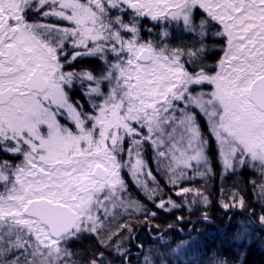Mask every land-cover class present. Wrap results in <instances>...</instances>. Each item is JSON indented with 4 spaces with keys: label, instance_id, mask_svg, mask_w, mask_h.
<instances>
[{
    "label": "snow or ice",
    "instance_id": "6c2138e0",
    "mask_svg": "<svg viewBox=\"0 0 264 264\" xmlns=\"http://www.w3.org/2000/svg\"><path fill=\"white\" fill-rule=\"evenodd\" d=\"M209 137L243 240L264 228V0H0V264H132L148 202L208 208ZM242 170L259 212L224 187Z\"/></svg>",
    "mask_w": 264,
    "mask_h": 264
},
{
    "label": "trees",
    "instance_id": "16d2710c",
    "mask_svg": "<svg viewBox=\"0 0 264 264\" xmlns=\"http://www.w3.org/2000/svg\"><path fill=\"white\" fill-rule=\"evenodd\" d=\"M144 155L147 156L146 152ZM145 159L153 171H155V164L148 157H145ZM210 162L212 164V161ZM212 166L216 174L211 176L207 182V192L210 194L209 198L211 201L207 209H204L202 206H200V209L197 208L198 206H194L191 211L186 207L174 209L176 217H183V219H178L172 215L167 216L165 211L155 208L151 202H148V207L152 211L157 212V216L150 220L155 225L154 230L156 234L168 229L169 225H173V227L177 226L184 233L187 231V229L185 230L187 226V220H185L187 215L185 214L189 212L194 218L191 221L188 220L190 222L188 227L194 223L193 229L197 231L195 232L194 241L192 240L194 235L190 237L194 245H190L185 251L181 249V254L179 255L181 264H215L218 259L226 260L227 264H264V228H261L258 223H253L248 237L243 240L235 238L237 222H247L248 215L239 209H229L226 212L220 206L219 199L222 183L219 177L220 170L217 162H214ZM158 178L162 182L164 181L162 176ZM252 179L258 180L259 177L251 170H242L237 176L227 178L223 181V184L225 189L229 191L234 185L240 188L246 198L247 204L255 206L257 212H259V205L257 204L252 185L249 183ZM197 183L199 184L200 181H197ZM135 198L143 200L142 194L138 191L135 193ZM173 199L177 203L181 201L180 197L173 196ZM201 209L202 211H207L211 223L198 218L196 213ZM178 212L180 215L177 216ZM156 225H159V227H156ZM133 228L136 230L135 225ZM180 233L178 230L171 229L162 235L163 239L159 238L158 241L151 242L148 238L144 242H138L136 239V243H142L147 252L151 250L153 258H162L170 260L172 264H177V255L171 249H175L177 245L186 242L180 238ZM146 243H149V245ZM130 249L131 251L135 250L132 242ZM84 254L86 255L87 253L84 251Z\"/></svg>",
    "mask_w": 264,
    "mask_h": 264
},
{
    "label": "rangeland",
    "instance_id": "374dc122",
    "mask_svg": "<svg viewBox=\"0 0 264 264\" xmlns=\"http://www.w3.org/2000/svg\"><path fill=\"white\" fill-rule=\"evenodd\" d=\"M211 62H213L214 63V61H211ZM87 67H95V68H97V70H99V66L98 65H94V64H88V65H86ZM201 123L203 124V121H201ZM209 140H210V144H209V159H210V161H212V164L214 163V162H217V157H216V147H215V142H214V140L211 138V137H209ZM145 152H146V154H147V156H145V157H148V159L151 161V162H153L154 164H155V162L153 161V159H152V150H151V148L150 147H146V149H145ZM147 161V160H146ZM211 163V162H210ZM218 163V162H217ZM215 165V164H214ZM155 166H156V164H155ZM243 171H245V170H243ZM248 171V170H247ZM250 171V170H249ZM125 179H126V181L128 182V184H129V190H130V192H131V194H132V196L135 198V193L138 191L139 192V190L134 186V184L132 183V180H131V177L130 176H128L126 173H125ZM140 193V192H139ZM141 194V193H140ZM179 203H181V201H178ZM198 209H200L201 207L200 206H198L197 207ZM202 209L201 210H199V212H197L196 213V215H198V218H202V216H203V212L204 211H202ZM160 212V211H159ZM165 214L168 216V215H172L174 218L176 217L175 216V211H174V209L172 210V211H170V212H165ZM183 214V213H182ZM178 215H180L179 214V212H178V214H177V216ZM185 215H187L186 216V219L185 220H187V226L185 227V230L187 229V231H185L184 233V235H188V236H184V241H186V242H188V247L190 246V245H192L193 244V242H192V240L194 241L195 240V232L197 231L196 229L194 230H192L189 234H187L188 233V229H189V221L188 220H192L194 217L191 215V214H189V212H188V214H185ZM176 218H178V217H176ZM203 219V218H202ZM140 221H142V219H139V220H137V219H134V220H132L131 221V224H132V226H134L135 225V227H136V225L138 224V223H140ZM188 227V228H187ZM194 235V236H193ZM193 236V237H192ZM190 237H192V240H191V238ZM190 238V239H189ZM187 239H189V241H187ZM94 241L93 240H89V239H84V240H81V241H79L76 245H74L73 247L74 248H76V249H83L86 253H87V249H89V248H91V247H93L94 246ZM195 243V242H194ZM194 245V244H193ZM188 247L185 249V248H182V250L183 251H185V250H187L188 249ZM138 251V249H135L134 251H131V252H137ZM144 253H147V251L146 252H144ZM87 255V254H86ZM141 258H143V256L141 257ZM141 258H137V261L136 260H133L132 259V263H134V264H142V262H143V259H141ZM135 261H136V263H135ZM118 262V261H117Z\"/></svg>",
    "mask_w": 264,
    "mask_h": 264
},
{
    "label": "bare ground",
    "instance_id": "6f19581e",
    "mask_svg": "<svg viewBox=\"0 0 264 264\" xmlns=\"http://www.w3.org/2000/svg\"><path fill=\"white\" fill-rule=\"evenodd\" d=\"M154 228H155V225L151 221L148 224H145V222L142 220L140 221V223L136 225L134 239L132 240V244L135 247V249H138L137 248L138 243H136V239L138 242H144L147 238L149 239L150 242L159 240L161 233L156 234ZM146 244L149 245V243H146ZM141 252L143 253L146 252V248H143V250L138 249L137 252H131L132 253L131 258L133 260L134 259L137 260V258L141 255Z\"/></svg>",
    "mask_w": 264,
    "mask_h": 264
},
{
    "label": "water",
    "instance_id": "95a60500",
    "mask_svg": "<svg viewBox=\"0 0 264 264\" xmlns=\"http://www.w3.org/2000/svg\"><path fill=\"white\" fill-rule=\"evenodd\" d=\"M191 231V230H190ZM190 231H188V233L187 234H189L190 233Z\"/></svg>",
    "mask_w": 264,
    "mask_h": 264
},
{
    "label": "flooded vegetation",
    "instance_id": "af4514ba",
    "mask_svg": "<svg viewBox=\"0 0 264 264\" xmlns=\"http://www.w3.org/2000/svg\"><path fill=\"white\" fill-rule=\"evenodd\" d=\"M140 250V249H139Z\"/></svg>",
    "mask_w": 264,
    "mask_h": 264
}]
</instances>
